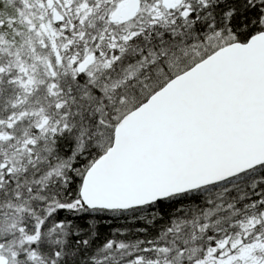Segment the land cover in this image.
I'll list each match as a JSON object with an SVG mask.
<instances>
[{
    "label": "snow or ice",
    "instance_id": "snow-or-ice-1",
    "mask_svg": "<svg viewBox=\"0 0 264 264\" xmlns=\"http://www.w3.org/2000/svg\"><path fill=\"white\" fill-rule=\"evenodd\" d=\"M0 264H264V0H0Z\"/></svg>",
    "mask_w": 264,
    "mask_h": 264
}]
</instances>
